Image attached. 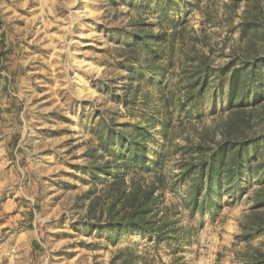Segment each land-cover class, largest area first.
Returning a JSON list of instances; mask_svg holds the SVG:
<instances>
[{"label": "rangeland", "instance_id": "obj_1", "mask_svg": "<svg viewBox=\"0 0 264 264\" xmlns=\"http://www.w3.org/2000/svg\"><path fill=\"white\" fill-rule=\"evenodd\" d=\"M43 1L21 62L0 17V264H264V0Z\"/></svg>", "mask_w": 264, "mask_h": 264}, {"label": "crops", "instance_id": "obj_2", "mask_svg": "<svg viewBox=\"0 0 264 264\" xmlns=\"http://www.w3.org/2000/svg\"><path fill=\"white\" fill-rule=\"evenodd\" d=\"M37 2V1H36ZM35 2V3H36ZM47 0L43 1V3L47 4ZM31 4V0H0V17L7 24V30L4 33V49L2 48V52L6 55L7 64L11 63L13 59L15 61L21 62V59L13 58L14 54L19 55L20 53L25 54V51L29 49L28 47H23L21 36L25 34V31L28 29V22H30V16L26 15L23 11L24 5ZM22 6V8H20ZM1 49V48H0ZM17 57V56H16ZM24 135V134H23ZM18 141L13 144V155H15L16 160L20 163V160L23 162L24 155L19 152L24 149H28L31 144L23 136V140L19 135L15 136ZM30 140V139H29ZM45 147H50V145H45ZM88 157L92 158L94 161V151L86 154ZM97 171H100V167H94ZM89 209V208H88ZM81 211L77 210V212ZM83 224L79 223L77 227H82Z\"/></svg>", "mask_w": 264, "mask_h": 264}, {"label": "trees", "instance_id": "obj_3", "mask_svg": "<svg viewBox=\"0 0 264 264\" xmlns=\"http://www.w3.org/2000/svg\"><path fill=\"white\" fill-rule=\"evenodd\" d=\"M147 39L148 38L147 37L145 38V36H144V39L143 40H147ZM255 70L256 69H255V64H254L253 65V68L251 69V72L249 71V72H246L245 73V76H246L245 78H249V80L251 82L257 83L259 78L257 77V75L255 73H253ZM239 77H240L239 70L238 69L233 70L232 71V76H231V78H232V80H231V82H232V88L231 89H232V93H235V95L237 97L241 96L243 94V92H244V91H241L239 88H236L235 87L236 86V83H237V81L239 79ZM251 143L252 144H255L256 141L254 140ZM228 149H230V147L227 144L226 145H221L220 150L218 152V156H219V158L221 160H223L226 157L225 154L228 151ZM243 154H244V152L242 150H238L237 152L234 153V157H236L234 160L237 163L241 162L242 158L244 157ZM230 171H231V174L233 176H235L237 174L235 172H238V170H230Z\"/></svg>", "mask_w": 264, "mask_h": 264}]
</instances>
